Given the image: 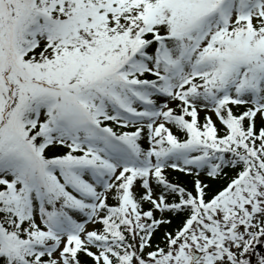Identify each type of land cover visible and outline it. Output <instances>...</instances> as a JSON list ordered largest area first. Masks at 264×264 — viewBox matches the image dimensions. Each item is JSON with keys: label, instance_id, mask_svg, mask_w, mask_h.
Here are the masks:
<instances>
[{"label": "snow or ice", "instance_id": "snow-or-ice-1", "mask_svg": "<svg viewBox=\"0 0 264 264\" xmlns=\"http://www.w3.org/2000/svg\"><path fill=\"white\" fill-rule=\"evenodd\" d=\"M0 264H264V0H0Z\"/></svg>", "mask_w": 264, "mask_h": 264}, {"label": "trees", "instance_id": "trees-1", "mask_svg": "<svg viewBox=\"0 0 264 264\" xmlns=\"http://www.w3.org/2000/svg\"><path fill=\"white\" fill-rule=\"evenodd\" d=\"M203 115V113H201V116ZM147 207V206H146Z\"/></svg>", "mask_w": 264, "mask_h": 264}]
</instances>
